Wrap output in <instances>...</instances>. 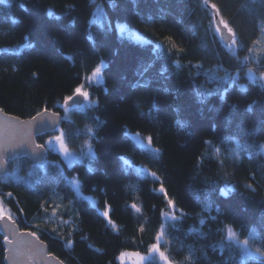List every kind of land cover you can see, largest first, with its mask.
Wrapping results in <instances>:
<instances>
[{
  "label": "trees",
  "instance_id": "obj_1",
  "mask_svg": "<svg viewBox=\"0 0 264 264\" xmlns=\"http://www.w3.org/2000/svg\"><path fill=\"white\" fill-rule=\"evenodd\" d=\"M98 1L103 25L93 0H0V108L65 115L38 137L44 164H10L0 203L65 264H119L124 251L150 253L161 231L172 264H264V85L248 74H264V52L255 56L264 0ZM102 62L104 82H89ZM81 85L92 104L65 109ZM57 135L84 160L69 166L49 147ZM75 175L97 206L68 182ZM167 199L176 217H166ZM230 231L258 255L245 256ZM4 241L0 231V264Z\"/></svg>",
  "mask_w": 264,
  "mask_h": 264
},
{
  "label": "water",
  "instance_id": "obj_2",
  "mask_svg": "<svg viewBox=\"0 0 264 264\" xmlns=\"http://www.w3.org/2000/svg\"><path fill=\"white\" fill-rule=\"evenodd\" d=\"M213 12L218 16L217 10L214 9ZM216 24L223 41L229 45L234 40V34L228 31L229 27L224 26L221 18L217 17ZM84 101V97L75 94L73 100L65 104V107L69 110L81 107ZM64 120V113L52 109H48L44 116L33 121L32 118L23 119L8 114L0 108V178L9 174L10 164L17 159L28 158L35 164H44L48 157L47 148L44 145L43 148L37 147L41 145L38 137L54 134ZM9 217L11 216L0 217V231L7 238L4 241L5 264H65L58 256L50 253L45 241L37 235H30L32 231L21 229L18 223Z\"/></svg>",
  "mask_w": 264,
  "mask_h": 264
},
{
  "label": "rangeland",
  "instance_id": "obj_3",
  "mask_svg": "<svg viewBox=\"0 0 264 264\" xmlns=\"http://www.w3.org/2000/svg\"><path fill=\"white\" fill-rule=\"evenodd\" d=\"M94 3V16H93V21L94 22H98L101 25H103L105 23V21L107 20L106 14H105V10H104V5L99 2L98 0H93ZM224 24H227V26L229 27V24L224 22ZM118 29L121 32H125L127 31L126 26L124 25H119ZM220 33L219 28H217ZM230 29V28H229ZM232 32V30H231ZM136 39H139V37H135ZM228 47L233 50L235 53L237 51V41L236 38L234 37V40L228 45ZM255 56L261 55V53L264 52V29H263V34H262V38L260 39V41L258 42V44L256 45V50H255ZM101 67V73L99 75V77H93L92 74L88 77V81L91 83H103L104 82V76H103V71L106 67V62H102L100 64ZM249 77L251 79H257L259 80L263 85H264V74H258L256 73L254 70H249L248 72ZM238 77V76H236ZM238 79V78H237ZM92 103L90 102V96L85 99L84 104L82 105V107L85 106H90ZM66 109V107H65ZM69 110V109H67ZM128 136L140 147L142 148H146V149H150L153 151H158L157 148H155V146L153 145L152 141L150 138L144 137L140 134H136V133H132V132H128ZM49 147L52 148L56 153H60L62 158L65 160V162L69 165L72 166L73 164H75L78 161H83L84 158H80L79 156H77L76 154H74L65 144V146L68 148V152L64 153L61 151L60 147H59V142L55 141L54 139H51L49 141ZM262 152L264 153V144H262ZM86 156L87 157H92L94 152L92 148H88L86 151ZM140 169L144 170L147 173H150L149 170L147 168L144 167H140ZM68 182L72 185V187L74 188V190L76 191V193L78 194V196L80 198H84L88 201H90L94 206H97V201L93 196L87 195L85 193H83L82 189H81V181L79 179V177L77 175H75L74 177H68ZM3 215H8L6 208L0 203V217ZM167 218H173L176 217L177 213L176 210L174 209V207L171 208L170 212L165 214ZM229 239L235 242H238L239 240L237 239V237L234 235L233 232H229ZM159 245L161 246V239L158 242ZM238 245H240V247L242 248L244 255L245 256H255L258 255L257 252H255L247 243H243L240 242L237 243ZM161 250V248H160ZM162 251V250H161ZM125 253H132L129 251H124L120 254V256L118 257V262L119 264H146L147 261L151 260V259H156L158 260L161 264H164V261L160 259L159 254L156 252H150L148 254H140L141 257H143L142 260L137 261L136 257H133L131 255H122ZM170 261V260H169ZM172 264V263H171Z\"/></svg>",
  "mask_w": 264,
  "mask_h": 264
},
{
  "label": "snow or ice",
  "instance_id": "obj_4",
  "mask_svg": "<svg viewBox=\"0 0 264 264\" xmlns=\"http://www.w3.org/2000/svg\"><path fill=\"white\" fill-rule=\"evenodd\" d=\"M5 2H6V0H5ZM212 7L215 8V5H213ZM224 26L227 28V24H225ZM228 31L231 32V29H228ZM100 73H101V67L100 66H97L94 69V71L92 72V76L93 77H99ZM74 92H75L76 95L82 96L85 99H87L89 97V92L83 90V85L76 87L74 89ZM72 100H73V96L69 95L65 99V104H67L69 101H72ZM47 112H48V109L45 108L43 112L37 113L36 116L32 117V120L35 121L37 119V117L44 116ZM29 135H30V133H29ZM52 139H54L55 141L59 142V147H60V149H61L62 152H64V153H67L68 152V148L64 144L63 135H57V136L53 137ZM21 142L23 143V141H21ZM37 147L43 148L44 146L41 144V145H37ZM152 175L155 176V173H153ZM160 191H161V193H164L165 192V190H164L163 187H161ZM165 196H166V193H165ZM167 204H168V206L170 208L174 207V201L172 199H167ZM103 216H105V217L109 216V212L108 211H105L103 213ZM9 219H11V217H9ZM13 223H15V221H13ZM141 231H143V229H141ZM30 235L36 236V233L35 232H32V233H30ZM162 235H163V232L162 231L161 232H158L157 235H156V240L159 241L160 238L162 237ZM5 239H7V238H5ZM150 250L152 252L158 253L160 259L164 261V264H171V261H169L167 255L163 251L160 250L159 243H153L151 245V249ZM122 255H131L133 257H136L137 258V261L143 259V257H141L140 253H138V252L125 253V254H122Z\"/></svg>",
  "mask_w": 264,
  "mask_h": 264
}]
</instances>
